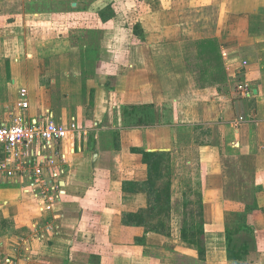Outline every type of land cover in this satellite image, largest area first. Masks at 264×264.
<instances>
[{"label":"crops","instance_id":"crops-1","mask_svg":"<svg viewBox=\"0 0 264 264\" xmlns=\"http://www.w3.org/2000/svg\"><path fill=\"white\" fill-rule=\"evenodd\" d=\"M91 2L0 0V124L50 111L80 128L62 143L57 218L0 185V264H264V0ZM204 39L226 85L198 83ZM196 222L203 252L183 235ZM233 230L253 233L243 260Z\"/></svg>","mask_w":264,"mask_h":264},{"label":"built area","instance_id":"built-area-1","mask_svg":"<svg viewBox=\"0 0 264 264\" xmlns=\"http://www.w3.org/2000/svg\"><path fill=\"white\" fill-rule=\"evenodd\" d=\"M20 108L29 109V91H19ZM76 118L69 124L57 122L47 111L40 119L28 121L18 117L12 123L0 124V185L20 186L24 194L37 203L43 214L58 217L62 198L60 182L66 173V152L62 143L79 132ZM49 224L47 230H54ZM39 240L44 238L40 232ZM2 264H16L5 258Z\"/></svg>","mask_w":264,"mask_h":264},{"label":"trees","instance_id":"trees-1","mask_svg":"<svg viewBox=\"0 0 264 264\" xmlns=\"http://www.w3.org/2000/svg\"><path fill=\"white\" fill-rule=\"evenodd\" d=\"M111 7H107L101 13V17L104 20L114 17V13L110 11ZM194 47L197 51L196 67L199 70L198 83L201 87L206 85H226L228 82V77L226 69L224 66L221 45L218 39H204L195 42ZM152 154H144L145 159H149ZM159 169V168H158ZM159 172L157 168L154 170V175H158ZM159 176V175H158ZM156 176V177H158ZM168 207L160 206L158 211V216L164 214L168 215ZM252 208L247 207V211H251ZM140 218L141 217H137ZM204 223L196 222L192 223L191 226H184V238L188 239V233H197V239L195 243L200 247L201 252L204 251ZM162 227H166L167 223H161ZM166 225V226H165ZM159 228V227H158ZM241 234L242 236H238ZM245 236V237H244ZM243 236L242 231L236 233L228 231L227 234V245H228V257L229 259L243 260L246 257L245 250H251L253 247V233L248 230L245 231ZM204 255V254H203Z\"/></svg>","mask_w":264,"mask_h":264},{"label":"rangeland","instance_id":"rangeland-1","mask_svg":"<svg viewBox=\"0 0 264 264\" xmlns=\"http://www.w3.org/2000/svg\"><path fill=\"white\" fill-rule=\"evenodd\" d=\"M70 1H72V0H70ZM91 1H92V0H90V4L92 3ZM12 9H13V8H12ZM114 10H115V9H114ZM119 16H120V14H119ZM123 20H125V19H123ZM123 20H122V16H120V17L118 18V21H117V22H119V21H123ZM125 21H126V20H125ZM116 33H120V39H125V38L127 37L126 32H120V31L118 32V31H117ZM116 37H117V35H116ZM95 38H96V37H94L93 39L95 40ZM108 38H109V37H108ZM118 39H119V38H118ZM96 43H97V42H96ZM92 50H93V52H94L95 55H99L100 53H102L103 56H109V55H110V54L107 52V50H108L107 47H100V48H99V47H95V48H93ZM120 50H121V49H120ZM124 53H126V48H124L122 52H121V51L119 52V54H122V55H123ZM190 178H191V176H190ZM188 179H189V177H188ZM185 181H186V180H185ZM237 230H240V228H238ZM236 233H237V232H236L235 230L232 231V234L235 235ZM244 235H245V234H244Z\"/></svg>","mask_w":264,"mask_h":264},{"label":"water","instance_id":"water-1","mask_svg":"<svg viewBox=\"0 0 264 264\" xmlns=\"http://www.w3.org/2000/svg\"><path fill=\"white\" fill-rule=\"evenodd\" d=\"M73 5L76 6V3H74Z\"/></svg>","mask_w":264,"mask_h":264}]
</instances>
